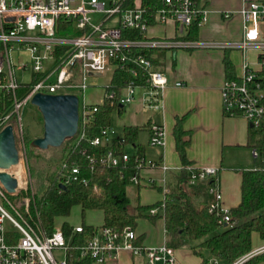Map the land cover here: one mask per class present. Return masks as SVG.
<instances>
[{
	"label": "built area",
	"instance_id": "2783aa9c",
	"mask_svg": "<svg viewBox=\"0 0 264 264\" xmlns=\"http://www.w3.org/2000/svg\"><path fill=\"white\" fill-rule=\"evenodd\" d=\"M244 38L241 42L219 44L203 42L204 46L247 48L256 46L260 51V65L264 67V37L259 28V21L264 19V7L259 2H251L243 8ZM99 15V17H97ZM207 10L200 6V0H155L152 4L144 0H0V99L7 93L13 97L8 113L0 115V126L10 124L14 115L15 135L17 124L21 126L23 151H19L21 178L14 193H9L0 181V197L11 207L10 213L0 199V264H75L77 259L91 258L96 264H106L116 259L121 253L144 256L147 264H179L176 249L166 243L144 245L139 242L136 228L126 226L115 230L99 226L96 232L84 242H75L73 236L67 238L61 224L48 233L40 220L30 221L31 202L34 193L29 194L30 183L24 166L26 153L25 139L21 124L20 108L23 102L31 100L37 92L50 94L74 93L79 97V112L86 115L89 110L84 93L90 86V77L94 73L114 71L118 66L129 69L137 76L142 69L149 82L151 99L158 101L163 89L168 85L167 75L158 70L152 61L143 55H134L135 48H191L201 43L195 40H182L176 37H152L149 28L154 24L173 22L182 30H188L192 24L201 25L206 20ZM99 18V20H95ZM61 19L68 20L73 27L82 31L79 35L60 36L57 29ZM115 19V20H113ZM136 31L140 38L129 37ZM62 46L68 48L58 54ZM27 52L29 61L16 66L13 53ZM119 59L120 63L116 60ZM51 60L54 67H45ZM31 68L32 75L38 77L23 98H18L16 90L20 84L15 77V69ZM244 73L238 78H227L221 87L224 112L232 116L245 117L252 127L264 125V76L259 70L251 68L248 62L243 64ZM180 85L181 82H177ZM138 86L131 81L125 89L123 102L130 103ZM83 96L81 101L80 96ZM103 102V101H102ZM157 106V102L154 103ZM96 109V108H95ZM111 128L103 131L105 137ZM104 139V138H103ZM100 137L91 140L92 144L103 142ZM166 132L160 125L151 127L149 143L154 146L165 144ZM255 157L258 151L253 150ZM132 153L107 149L100 158H91L92 163L104 166L126 167ZM139 172L144 168L168 169L164 163L147 159L143 154L136 157ZM189 170L193 180L215 177V184L208 189L212 196L209 211L220 216V223H231L229 209L222 202V192L217 183L218 169L212 166ZM79 168L73 166L71 172H63L66 182L78 178ZM133 184L141 186L158 185L155 179L144 180L134 174L130 177ZM165 199L170 189L160 180ZM23 211L10 200L9 194L18 196L22 193ZM151 209V213L156 212ZM84 231L83 224L74 226V233ZM264 247L251 250L231 264H242L250 257L263 252ZM210 264H221L217 258H211Z\"/></svg>",
	"mask_w": 264,
	"mask_h": 264
},
{
	"label": "trees",
	"instance_id": "16d2710c",
	"mask_svg": "<svg viewBox=\"0 0 264 264\" xmlns=\"http://www.w3.org/2000/svg\"><path fill=\"white\" fill-rule=\"evenodd\" d=\"M152 4L155 0H144ZM197 23L188 27L183 36L176 39L195 40L198 36ZM82 31L73 27L68 20L61 19L57 29L60 36L79 35ZM129 37L140 38L136 31H131ZM68 46H62L58 54L64 52ZM167 48H135L134 55H143L149 58L154 66L160 62L161 53ZM120 63V60L117 59ZM225 68L228 78H235L233 65L225 57ZM138 74L134 76L129 69L118 66L114 69L111 81L105 85L103 102L89 104V112L80 113L79 129L72 138L64 142L63 162L60 169L49 177V182L40 194L34 193L31 202V216L26 217L32 222L40 220L42 227L52 233L56 227L57 218L69 217L75 206H80L83 214L84 231L74 233L73 224L64 220L61 223L63 233L67 238L73 236L75 242H84L91 237L98 226L84 223L87 210H102L104 222L102 226L115 230H122L126 226L136 228L138 219L150 218L164 219L167 244L178 248L189 241L197 240L193 251L202 258V264H210L211 258H217L221 264H231L238 258L253 250V232L259 233L264 239V125L260 128L252 127L248 137V145L258 151L260 159L253 169L243 170L241 183V201L229 209L231 223L227 226L220 223V216L209 211L212 196L208 189L215 184V177L193 180L189 166L192 161L188 158L187 148L191 141V131L184 128L187 115L178 117L173 133L176 150L182 162L175 184L166 194L165 199L155 203L142 204L140 197L135 205L132 203L128 192V185L132 182L130 177L134 174L140 176L137 168L136 157L143 154V147L138 143V134L142 126L126 125L124 133L119 138H114L112 149L119 152L125 151V145L133 144L138 149L132 153L126 167L104 166L92 163L91 158H100L106 153L107 147L101 142L92 144L95 137L105 138L103 131L112 126L114 111L122 114L125 108L123 102L124 90L134 81L138 87H149L145 72L137 67ZM264 76V67L259 70ZM37 75L33 74L28 83H20L16 90L18 98H23L30 90ZM13 97L6 94L0 99V115L8 113L12 107ZM96 108V109H95ZM14 115L11 116L13 118ZM4 125L0 126V130ZM26 146L33 145V139L24 137ZM144 155V154H143ZM73 166L79 168L78 178L66 182L63 172H71ZM142 187L138 185V188ZM152 187L163 191L162 186L154 184ZM30 190V188H29ZM31 192H29L30 194ZM24 194H21V198ZM156 208L155 213L151 209ZM209 254V255H208ZM75 264H96L91 258L77 259ZM242 264H264V251L260 252Z\"/></svg>",
	"mask_w": 264,
	"mask_h": 264
},
{
	"label": "crops",
	"instance_id": "0c3cea01",
	"mask_svg": "<svg viewBox=\"0 0 264 264\" xmlns=\"http://www.w3.org/2000/svg\"><path fill=\"white\" fill-rule=\"evenodd\" d=\"M251 2H259L264 7V0H200V6L207 10L206 20L199 25L198 36L195 39V42L201 44L191 48L167 49L162 52L160 62L155 67L167 75L168 85L160 93L158 101L151 99L148 87H137L133 100L125 104L122 114L116 112L117 119L115 122L112 120L111 135L103 139V144L110 147L114 138L123 135L126 125L142 126L138 134V143L143 147L145 158L164 163L168 169L144 168L140 171V175L144 180L155 179L158 185H161L162 178H166L165 184L171 191L182 167L173 129L177 118L187 115L184 128L191 131V141L187 148L188 158L195 168L212 166L218 169L217 183L222 192V202L228 209L240 203L243 170L255 168L258 157L253 154L254 148L248 145V137L252 129L250 122L243 116L228 115L223 109L221 87L228 78L225 57L227 56L231 61L232 74L238 78L244 73L245 62L255 70L261 69L260 51L252 45L243 49L202 44L203 42L219 44L241 42L245 32L241 10L249 7ZM259 28L264 37V19L259 21ZM186 33V30L180 29L173 22L154 24L149 28V35L152 37H176ZM108 72L111 73L112 78V71L92 74L87 89L92 92L87 98L85 96L86 102L95 104L103 101L105 85L111 81V78L104 84L99 78ZM177 82L181 84L177 85ZM155 124L165 129L166 139L163 146L149 143L151 127ZM124 149L128 153H134L138 148L133 144H127ZM130 185L137 187V195L142 204L155 203L164 197L161 192V196L143 201L141 187L138 188V185L133 183ZM142 188L157 190L150 186ZM141 219L154 223L151 227L154 230L148 232L140 228ZM103 222L88 224L99 227ZM156 223L159 229L155 228ZM136 230L139 242L144 245L167 244L163 218L156 220L140 218ZM252 241L253 249L264 247V239L259 233L253 232ZM193 246L194 244L189 246L187 243L175 248L179 264H202V258L194 253ZM106 264H147V262L144 256H133L123 252L118 258Z\"/></svg>",
	"mask_w": 264,
	"mask_h": 264
},
{
	"label": "rangeland",
	"instance_id": "374dc122",
	"mask_svg": "<svg viewBox=\"0 0 264 264\" xmlns=\"http://www.w3.org/2000/svg\"><path fill=\"white\" fill-rule=\"evenodd\" d=\"M99 17V15H97ZM99 20V18L95 19ZM115 20V19H113ZM14 61L16 66L23 65L29 61V54L27 52H20V53H13ZM54 67V62L51 60L45 62V67ZM32 72L31 68L28 66L26 69H15V77L19 83H28L32 80ZM111 78V73L108 72L104 76H100L99 81L101 83H106L110 80ZM92 90H86L84 93V98L87 95L90 94ZM81 101L83 100V96L81 94L80 96ZM20 115H21V124H22V129H23V137L27 136L30 139L42 136L44 133V121H43V116L41 111L39 110L38 106L35 105L31 100L23 102L21 108H20ZM117 119V113L114 111L113 113V118L112 120L115 122ZM15 119H11L9 122L12 123L14 122ZM113 122V123H114ZM17 129H18V134L16 135V142H17V147L19 151H23V146H22V132H21V126L17 124ZM111 135L109 132L107 134ZM26 145V144H25ZM64 143L59 146V147H49L47 149H41L39 147H36L35 145H29L25 146L26 147V153L24 155V166L26 169L27 173V178L30 183V190L28 192L32 193H42L44 189L46 188L48 182H49V177H51L54 173H56L63 162V155H64V149H63ZM131 148L129 147V150ZM24 152V151H23ZM260 159L258 158L257 161ZM19 168L21 170V164L19 163ZM13 169V167L11 168ZM10 170V169H9ZM22 171V170H21ZM143 187V186H142ZM140 188L141 190V199L143 201H148L152 200L156 197L161 196V192L157 189L156 191L153 188ZM128 192L129 195L131 196L132 203L135 205L138 201V193H137V187L135 185H128ZM23 194H26L25 192ZM21 195L18 196H12L9 194L10 200L18 207L19 209L24 208V204L22 201V198L20 197ZM1 203L5 206V208L10 212L13 213L11 207L0 197ZM14 214V213H13ZM64 220H67L71 224H76V223H82L83 222V214L81 207L75 206L72 209V212L69 217L66 218H57L56 220V225L61 224ZM95 223V224H101L103 222V213L101 210L94 209V210H87L85 213V219L84 223ZM149 220L146 219H141L139 221V227L142 229H146L148 232L154 230L151 227L153 226L154 223H149ZM155 228L159 229L158 223H156ZM162 232V229H161ZM197 240L189 241L188 244L189 246H192L193 244H196Z\"/></svg>",
	"mask_w": 264,
	"mask_h": 264
},
{
	"label": "water",
	"instance_id": "95a60500",
	"mask_svg": "<svg viewBox=\"0 0 264 264\" xmlns=\"http://www.w3.org/2000/svg\"><path fill=\"white\" fill-rule=\"evenodd\" d=\"M31 101L38 106L44 121V133L33 139L41 149L61 146L79 129V97L74 93H35ZM20 163L14 126L6 124L0 130V181L9 193L18 187L16 176L9 171Z\"/></svg>",
	"mask_w": 264,
	"mask_h": 264
},
{
	"label": "bare ground",
	"instance_id": "6f19581e",
	"mask_svg": "<svg viewBox=\"0 0 264 264\" xmlns=\"http://www.w3.org/2000/svg\"><path fill=\"white\" fill-rule=\"evenodd\" d=\"M9 171L12 172L15 176H17V178H19V183H23V179L21 178V170L18 164L14 166L13 169H10Z\"/></svg>",
	"mask_w": 264,
	"mask_h": 264
}]
</instances>
